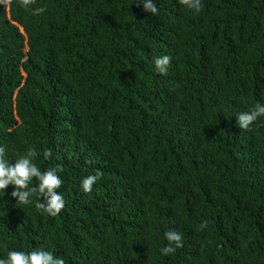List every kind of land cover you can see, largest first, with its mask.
I'll list each match as a JSON object with an SVG mask.
<instances>
[{
	"label": "trees",
	"instance_id": "trees-1",
	"mask_svg": "<svg viewBox=\"0 0 264 264\" xmlns=\"http://www.w3.org/2000/svg\"><path fill=\"white\" fill-rule=\"evenodd\" d=\"M153 2L156 16L136 0L0 4V146L9 163L31 149L41 171L61 165L65 201L51 217L0 192V258L264 264V116L236 123L264 104V0ZM169 230L184 246L161 255Z\"/></svg>",
	"mask_w": 264,
	"mask_h": 264
},
{
	"label": "clouds",
	"instance_id": "clouds-1",
	"mask_svg": "<svg viewBox=\"0 0 264 264\" xmlns=\"http://www.w3.org/2000/svg\"><path fill=\"white\" fill-rule=\"evenodd\" d=\"M137 4L142 3L143 10L151 13L153 16L158 15L159 9L153 0H136ZM12 0H0V4L10 6ZM178 3L188 10L199 13L203 10L204 5L201 0H178ZM35 4V0H19V6L28 8ZM45 8H36L33 15L42 14ZM172 57L162 55L156 57L153 61L155 71L159 74L166 75L170 67ZM264 116V104L257 102L248 112H240L236 116L237 126L241 130H248L249 126L259 117ZM37 153L35 150H29L26 155L19 157L14 163H9L5 158V148L0 146V192L4 193L8 186L13 187L10 193L15 198L16 204L28 206L33 203L32 197L37 198L35 207L42 214L51 217L57 216L65 207L64 197L57 192L63 185L62 179L57 175L63 171L61 165L49 168L46 171L41 169L33 162ZM51 149L44 153L45 159L50 158ZM103 176V173L97 171L94 175H88L81 181V188L84 193H90L92 187ZM37 181L36 186H30L33 180ZM44 197L45 203L40 202ZM208 226L207 220H204L199 229L203 230ZM167 241L166 246L160 249L161 255H171L179 248H182V234L175 230H169L164 233ZM0 264H65L62 258L56 257L52 252L43 249L33 250L31 252L9 251L6 258H0Z\"/></svg>",
	"mask_w": 264,
	"mask_h": 264
}]
</instances>
